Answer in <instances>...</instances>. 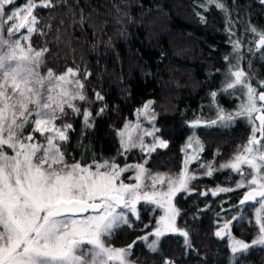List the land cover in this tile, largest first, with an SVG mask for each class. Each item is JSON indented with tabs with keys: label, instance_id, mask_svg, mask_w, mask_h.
Masks as SVG:
<instances>
[{
	"label": "trees",
	"instance_id": "obj_1",
	"mask_svg": "<svg viewBox=\"0 0 264 264\" xmlns=\"http://www.w3.org/2000/svg\"><path fill=\"white\" fill-rule=\"evenodd\" d=\"M25 2L16 0V6ZM221 2L227 11L207 0H53V7L35 10L39 24L31 44L48 49L41 71L51 68L61 74L69 67L79 68L84 84L86 100L73 101L80 111L66 107V115L59 119L72 125L68 140L61 143L68 163L147 161L153 172H175L182 166L183 145L191 135L201 140L206 156L218 161L247 142L252 125L246 118L207 122L217 119L220 108L235 113L241 104L240 93L225 91L232 65L238 63L257 90H264L259 87L264 81V49L255 47L250 31L264 29V3ZM236 41L241 45L238 50L233 47ZM149 101L167 147L147 156L135 149L124 153L118 132ZM85 110L91 113L87 124ZM196 119L205 123L192 128ZM228 173L214 172L200 179L198 192L176 195L177 227L189 232L191 247L183 236L168 233L152 252L140 237L155 226L141 224L117 228L109 241L118 247L132 245L131 264H163L165 259L175 264H264V245L243 253L231 251L233 237L251 243L258 226L251 204L239 203L242 190L212 195L217 188L232 187ZM226 222L230 235L217 236Z\"/></svg>",
	"mask_w": 264,
	"mask_h": 264
},
{
	"label": "snow or ice",
	"instance_id": "obj_2",
	"mask_svg": "<svg viewBox=\"0 0 264 264\" xmlns=\"http://www.w3.org/2000/svg\"><path fill=\"white\" fill-rule=\"evenodd\" d=\"M207 3L227 11L221 0ZM53 6V0H26L22 6H16V0H0V264H130L132 245L113 247L106 243V237L122 225L130 226L128 213L139 219L136 206L141 200L164 209L154 231L140 237L152 252L158 251L160 238L168 233L183 236L185 244L191 247L189 232L177 227L179 210L173 199L177 193L189 191V183L196 178L187 165L203 151L198 137H189L186 148L193 149V154L186 157L184 169L175 178L164 173L151 174L144 164L121 168L109 160L70 164L65 159L61 143L68 140L67 131L72 125L57 127L56 121L66 115V107L78 113L73 101H85L86 96L84 84L78 78L79 68L69 67L61 74L51 68L42 72L48 49H34L31 44L39 24L35 10ZM250 31L256 37L255 47L264 49V29L252 27ZM240 46L239 41L233 44L237 50ZM88 75L91 73H85ZM238 86L244 90L245 98L238 110L226 113L220 108L217 119L207 122L230 123L244 117L252 125L251 135L240 151L231 161L220 165L241 175L236 187L246 191L239 203L260 205L256 211V237L251 243L233 237V254L246 252L253 245H264V90L258 91L237 63L229 69L225 91ZM259 87L264 89V81H260ZM216 95L212 93L214 98ZM96 98L103 99L99 93ZM152 103L149 101L138 110L150 121L156 118ZM90 116L85 110L86 124ZM202 123L205 122L196 119L191 127ZM28 127L32 130L25 135ZM139 128V123L128 124L118 133L124 151L140 147L150 154L157 147H167V141L155 135L159 129L145 130L143 135L134 137ZM33 133L43 136L44 142L36 141ZM143 136H153L154 142L146 145ZM245 165L247 172L242 167ZM133 167L135 183H125L121 176ZM207 168L206 174L212 175V165ZM146 179L151 181L150 185L145 183ZM165 183L166 190H157V185ZM149 187L151 190H145ZM230 191L234 189L220 187L212 195ZM216 235H230V222ZM163 264L175 261L165 259Z\"/></svg>",
	"mask_w": 264,
	"mask_h": 264
},
{
	"label": "rangeland",
	"instance_id": "obj_3",
	"mask_svg": "<svg viewBox=\"0 0 264 264\" xmlns=\"http://www.w3.org/2000/svg\"><path fill=\"white\" fill-rule=\"evenodd\" d=\"M10 8L12 6H9ZM250 80H251V77L249 76ZM251 83L253 84V86L255 87V81H252L251 80ZM236 91V93H240V97H241V103L244 101V90L238 86L236 89H234ZM145 105V104H144ZM143 105V106H144ZM140 107L136 110L135 114H134V117L132 118V120L128 121L125 123V125H128V124H131V125H136L137 123H139L140 125V128L137 129L136 132L133 133V136H137V135H143V132L145 130H152L153 128L155 129H159L157 123H156V118L154 121H150V117L149 116H145V115H142V114H139L138 113V110L139 109H142L143 108ZM151 111L153 112L152 110V107H151ZM156 117V116H155ZM66 123H64L63 121L61 120H57L56 121V125L57 127H61L62 125H64ZM125 125L123 126L121 130H124L125 129ZM31 127H28L25 129V135L28 134V132H31ZM119 131V132H120ZM118 132V133H119ZM33 135L35 136L36 138V141L40 142V143H43L44 142V137L41 136L39 133H33ZM156 136L160 137L161 139H163V137L161 136L160 134V131L156 132L155 133ZM193 135H191L190 137H192ZM196 136V135H195ZM197 137V136H196ZM118 140H119V143L121 145V137L120 135H118ZM143 140H144V143L146 145H150L154 142V138L153 136H143ZM188 141H189V137L188 139L185 141L184 145H183V153H184V159H183V162H182V166L181 168L178 170V171H175V172H153L151 171L147 166H146V163L145 161H142V162H128V163H125V164H118L121 168L125 167L126 165H130V166H134L136 164H144L145 165V168H147L149 170V172L151 174H156V173H164V174H167L168 176H171V177H177L179 175V173L184 169L185 167V159L187 156H190L193 154V149L191 148H186V145L188 144ZM201 141V140H200ZM202 143V142H201ZM246 143V142H245ZM245 143H242L236 151H234L231 156L227 159H224V160H216L215 157H208L205 155V153L202 151V152H199L198 153V159L196 160H191L189 161L187 167H188V170L191 174H194L195 175V179L192 180L190 183H189V191H181V192H184L185 194L189 195V194H193L195 193L198 189L196 188L200 182V179L208 176L206 173L208 171V168L207 166L208 165H212V168H213V171L212 173L214 172H217V171H224V170H227L229 173H228V176H227V180L229 179H233L234 183L231 185L232 189H234L233 192H236L237 190L241 191L242 189L241 188H237L236 185L237 183L241 180V175L233 170H231L230 168H221L220 165L222 164H225L229 161H231L233 159V157L240 151L241 149V146L244 145ZM203 145V143H202ZM122 148V147H121ZM157 148H161V147H157ZM138 150L140 152H142L143 154H145L146 156L149 155V153H147L146 151L142 150L140 147H136V148H131L129 149L128 151H124V149L122 148L123 152L124 153H127L131 150ZM203 149H204V145H203ZM6 151L9 152V154H11V150L9 149H6ZM71 164V163H70ZM202 165H204L202 167ZM244 171L247 172L249 171L247 166H242ZM135 174H136V170L135 168H129L128 171H125L122 176H121V179L125 182V183H135V180H134V177H135ZM146 184L150 185L151 181L146 179L145 181ZM145 190H151L150 187L149 188H146ZM157 190H166V183L164 185H157ZM246 189H244L245 191ZM198 192V191H197ZM205 193V192H204ZM178 194V193H177ZM195 196H197L195 194ZM176 197V196H175ZM175 197L173 199V203L174 205L176 206L175 204ZM137 212L139 214V219L136 218V216L132 215L131 213H128V218H129V221H130V226L132 225H136V224H141V227L145 228L147 226H151L152 227H156V222L159 220L160 216L164 215V209L161 208V207H158L156 204H152V203H147L143 200H141L138 204H137ZM260 205L258 206H254L252 209H251V212L253 214V218L256 219V211L257 209H259ZM127 212V210H125ZM123 226V225H122ZM258 226V225H257ZM110 237H106V243H108L110 246H113V247H118V246H115L114 244H112L109 240ZM154 238V237H153ZM152 237L150 239H153ZM119 248V247H118ZM131 250V249H130ZM128 259L130 261V264H131V259H130V255L128 256Z\"/></svg>",
	"mask_w": 264,
	"mask_h": 264
},
{
	"label": "flooded vegetation",
	"instance_id": "obj_4",
	"mask_svg": "<svg viewBox=\"0 0 264 264\" xmlns=\"http://www.w3.org/2000/svg\"><path fill=\"white\" fill-rule=\"evenodd\" d=\"M257 123H258V122H257ZM257 135H259V134H257ZM243 191H244V190L241 191V194H243ZM249 204H251V208H253L254 206H258V205H259L258 202H249ZM252 215H253V214H252Z\"/></svg>",
	"mask_w": 264,
	"mask_h": 264
},
{
	"label": "water",
	"instance_id": "obj_5",
	"mask_svg": "<svg viewBox=\"0 0 264 264\" xmlns=\"http://www.w3.org/2000/svg\"><path fill=\"white\" fill-rule=\"evenodd\" d=\"M242 197H243V194H242ZM242 197L240 198V200L242 199ZM247 203H249V202H247Z\"/></svg>",
	"mask_w": 264,
	"mask_h": 264
}]
</instances>
